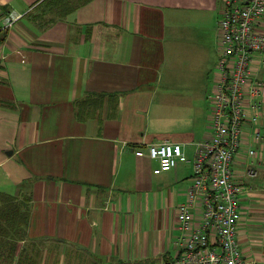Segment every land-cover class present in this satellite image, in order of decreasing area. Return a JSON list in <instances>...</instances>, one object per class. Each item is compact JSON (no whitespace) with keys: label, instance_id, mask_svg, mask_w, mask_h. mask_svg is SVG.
<instances>
[{"label":"crops","instance_id":"1","mask_svg":"<svg viewBox=\"0 0 264 264\" xmlns=\"http://www.w3.org/2000/svg\"><path fill=\"white\" fill-rule=\"evenodd\" d=\"M223 5L0 0V193L29 204L26 240L45 247L40 263L173 258L176 206L208 134ZM10 11L23 14L5 29ZM251 66L264 84V64ZM89 94L117 96L81 103ZM259 103L256 123L244 105L243 147L258 127L256 155L242 151L233 162L237 239L249 264H264V86ZM163 140L181 143L189 161L155 174L158 162L135 149Z\"/></svg>","mask_w":264,"mask_h":264},{"label":"built area","instance_id":"2","mask_svg":"<svg viewBox=\"0 0 264 264\" xmlns=\"http://www.w3.org/2000/svg\"><path fill=\"white\" fill-rule=\"evenodd\" d=\"M23 13L10 11L3 27L10 28ZM217 60L214 85L207 93V130L195 146L193 172L186 198L176 206L178 234L175 253L161 264H249L237 239L241 218L242 186L234 178L233 162L244 151L256 155L261 138L258 127L251 131L253 146L243 147L245 101L256 109L263 82L252 75V64L264 63V0H224L216 28ZM135 154L158 162L157 174L187 159L179 142L163 140L137 147ZM255 175L254 169L247 170Z\"/></svg>","mask_w":264,"mask_h":264},{"label":"trees","instance_id":"3","mask_svg":"<svg viewBox=\"0 0 264 264\" xmlns=\"http://www.w3.org/2000/svg\"><path fill=\"white\" fill-rule=\"evenodd\" d=\"M105 96L115 98L117 95L89 94L81 103H94L96 99L101 100ZM29 209V204L24 201L0 193V264H9V260L15 258L17 242L27 235ZM21 227L22 237L19 238L18 232ZM21 255L19 253V257Z\"/></svg>","mask_w":264,"mask_h":264},{"label":"rangeland","instance_id":"4","mask_svg":"<svg viewBox=\"0 0 264 264\" xmlns=\"http://www.w3.org/2000/svg\"><path fill=\"white\" fill-rule=\"evenodd\" d=\"M217 21H218V17H217ZM262 89H263V87L261 88V90ZM148 159H149L148 162L151 163V165L153 167L155 162L153 160H151L149 157H148ZM239 198H240V196H239ZM21 229H22V227L19 228V231ZM17 230H18V228H17ZM18 233H19L18 237L19 238H20V236L22 237V231H20ZM26 237L24 239L20 240V242H22V243L17 244V248H19L17 250L18 258L14 259L15 261L13 259H10L8 262L9 264H11V263H13V264H43V263H40V261H42L41 258L43 256V254L45 253V252H43L45 250V247L38 245L37 242H34L35 243V245H34V243L32 241H27ZM20 246H23V249H21ZM19 253L22 254L20 257H19Z\"/></svg>","mask_w":264,"mask_h":264}]
</instances>
